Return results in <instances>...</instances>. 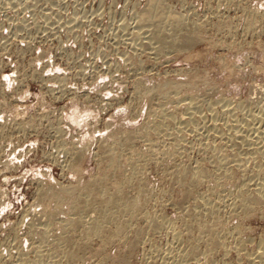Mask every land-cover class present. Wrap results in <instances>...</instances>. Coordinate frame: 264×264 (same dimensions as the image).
<instances>
[{
    "label": "rangeland",
    "instance_id": "1",
    "mask_svg": "<svg viewBox=\"0 0 264 264\" xmlns=\"http://www.w3.org/2000/svg\"><path fill=\"white\" fill-rule=\"evenodd\" d=\"M160 1L169 13L190 14V20L202 23L194 43L161 54L145 44L135 48L130 29L150 0H0L3 264L17 263L18 251L26 252L32 243L28 232L40 230L48 215H55L48 237L52 242L61 222L76 217L86 185L98 181L115 188L130 172L131 162H144L137 156L152 149L155 159L146 162L143 174L152 192L145 199L147 211L160 207L179 219L177 203L184 190L173 178L175 162H210L205 142L229 151L234 146L216 130H185V147L174 160L163 155L171 137L143 131V123L154 124L159 111L186 118L189 98L198 100L208 121L209 101H264V0ZM164 12L157 9L153 14ZM123 22L130 26L121 27ZM239 182L235 173L219 195L225 215ZM213 186L210 180L201 182L194 196ZM84 214L94 212L87 209ZM254 214L242 224L257 238L264 231V207ZM226 220L229 225L239 222L237 216ZM138 225L144 226L142 219ZM146 232L148 240L134 249L130 264L160 263L154 246L165 248L171 238L164 231ZM129 243L130 236L113 243L96 239L80 264H97L94 256L101 252L118 256ZM228 255L233 260L236 253Z\"/></svg>",
    "mask_w": 264,
    "mask_h": 264
},
{
    "label": "bare ground",
    "instance_id": "2",
    "mask_svg": "<svg viewBox=\"0 0 264 264\" xmlns=\"http://www.w3.org/2000/svg\"><path fill=\"white\" fill-rule=\"evenodd\" d=\"M168 8L160 0H150L146 12L139 14L130 29L135 48L145 44L151 52L154 49L159 52L157 54H161L171 52L178 45L187 46L196 41L195 30L202 23L190 20V14L169 13ZM157 9H164L166 14L156 17L153 11ZM120 25L123 28L130 26L127 22ZM143 26L149 28L144 30L141 28ZM258 100L254 101L251 97L247 101H238L235 105L225 98L209 101L208 121V115L203 113L198 100L189 98L188 102L185 101L183 111L187 114L186 118L176 112L159 111L155 114L154 124L148 121L143 123V131L152 130L171 137L170 147L165 148L163 155L174 160L185 147V130H216L221 140L228 139L234 146L229 151L223 148L224 145L205 142L203 150L211 154V159H208L210 162L195 165L175 162L171 170L173 178L184 190L181 202L176 204L179 210L177 212H180L179 219L168 217L160 207L152 212L147 211L145 199L147 196L151 197L152 192L146 186L143 174L146 162L155 159L156 152L152 149L147 155L137 156L143 158L144 162L139 163V159L131 160L134 162H131L130 172L125 173L115 188L98 181L86 185L85 194L76 206V217L61 222V231L53 238L51 236L52 242H49L48 237L55 215H48V219H43L48 221L43 223L40 230L34 231L33 227L28 232L32 240V243L29 242L30 248L26 252L18 248L16 264H80L85 257L82 254L92 248L94 240L113 243L125 236H130L129 246L118 256L111 257L106 252H101L94 257L97 264H130L134 249L148 240L146 229L153 233L164 231L171 238L165 248L154 246L153 250L158 256L155 259L159 258V264H264V231L255 238L249 231H245L247 228L242 224L243 220L264 207V101ZM220 102L221 109L216 106ZM133 134L129 133L127 138L132 139ZM70 149L76 153L74 148ZM235 173L240 175V182L235 192L229 193L231 200L226 216L223 213V200H220L219 195ZM205 180L212 181L213 188L194 196V191ZM130 188L135 190L133 195L127 193ZM87 209L94 214L87 217L88 214H84ZM230 216H237L239 222L229 225L226 218ZM141 219L144 226L138 225V220ZM232 250L236 253L233 260L228 258ZM2 257L0 251V264L6 260ZM217 257L221 259V263ZM149 261H145V264H150Z\"/></svg>",
    "mask_w": 264,
    "mask_h": 264
}]
</instances>
